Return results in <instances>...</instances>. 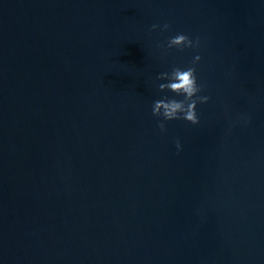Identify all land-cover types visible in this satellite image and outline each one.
Listing matches in <instances>:
<instances>
[{"label":"water","instance_id":"water-1","mask_svg":"<svg viewBox=\"0 0 264 264\" xmlns=\"http://www.w3.org/2000/svg\"><path fill=\"white\" fill-rule=\"evenodd\" d=\"M0 264H264V0H0Z\"/></svg>","mask_w":264,"mask_h":264},{"label":"clouds","instance_id":"clouds-1","mask_svg":"<svg viewBox=\"0 0 264 264\" xmlns=\"http://www.w3.org/2000/svg\"><path fill=\"white\" fill-rule=\"evenodd\" d=\"M159 29L161 32H167L170 29L168 23L162 25L153 24L150 31L155 32ZM201 46L200 38L195 40L189 36L178 33L169 38L166 42L158 43L157 47L167 55L172 49L183 52L185 49H198ZM201 61L200 55H195L192 65L187 68L173 67L170 72H162L156 76V81H165L156 85L159 93L171 92L174 97H183L178 100L165 95L154 101L152 115L158 118L157 127L162 133L167 131L166 122L184 120L195 126L200 123L196 108L198 104H207L208 96L200 95L204 90L203 86L198 84L195 65ZM176 148L179 151L181 145L176 141Z\"/></svg>","mask_w":264,"mask_h":264}]
</instances>
